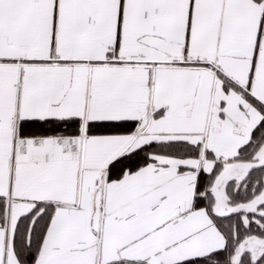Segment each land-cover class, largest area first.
<instances>
[{
	"label": "snow or ice",
	"instance_id": "1",
	"mask_svg": "<svg viewBox=\"0 0 264 264\" xmlns=\"http://www.w3.org/2000/svg\"><path fill=\"white\" fill-rule=\"evenodd\" d=\"M0 264H264V0H0Z\"/></svg>",
	"mask_w": 264,
	"mask_h": 264
}]
</instances>
